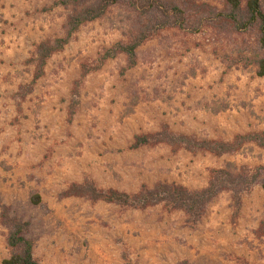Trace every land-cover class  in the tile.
Instances as JSON below:
<instances>
[{
  "label": "rangeland",
  "instance_id": "1",
  "mask_svg": "<svg viewBox=\"0 0 264 264\" xmlns=\"http://www.w3.org/2000/svg\"><path fill=\"white\" fill-rule=\"evenodd\" d=\"M0 0V213L29 223L39 264H264V56L255 31L215 20L224 0H173L189 29L147 37L131 62L124 52L146 24L128 4L86 22L36 76L37 48L64 36L71 5ZM244 3V0H241ZM264 12V0H260ZM167 131L238 145L216 155L157 142ZM258 173L233 197L224 190L194 226L180 210L143 209L70 195L72 184L135 193L157 182L190 189L212 170ZM0 221V264L10 255Z\"/></svg>",
  "mask_w": 264,
  "mask_h": 264
},
{
  "label": "trees",
  "instance_id": "2",
  "mask_svg": "<svg viewBox=\"0 0 264 264\" xmlns=\"http://www.w3.org/2000/svg\"><path fill=\"white\" fill-rule=\"evenodd\" d=\"M59 3L64 6L71 5L73 9L63 26L64 36L38 45L36 68L39 73L36 76L42 74L46 59L61 50L81 25L101 18L109 8L121 3L128 4L143 17L146 24L141 26L137 38L129 43H116L114 48L105 52L102 58L124 52L133 62L136 48L152 34L164 29L190 28L182 7L173 0H60ZM224 3L226 7L215 14V20L227 25L232 31H255L257 44L264 50V12L260 7V0H244L243 4L241 0H224ZM256 74L264 76V56L256 59ZM163 141L182 145L188 150L208 151L216 155L233 151L238 146L217 140L190 139L167 131L138 135L134 146ZM240 141H253L264 147V137L259 133L240 136L237 144ZM256 172L248 175L244 171L233 174L223 169L212 170L207 185L196 189L176 183L157 182L150 187L142 186L138 192L126 193L114 189L101 191L92 184H72L68 194L86 195L93 200L137 209L161 204L168 211H182L185 215V223L192 227L201 220L207 206L220 192L229 190L233 197H236L248 186L258 182ZM261 187L264 188V181L261 182ZM0 221L7 229L5 242L10 249V255L3 260V264H39L33 255L34 242L28 235V221L10 216L6 210L1 211Z\"/></svg>",
  "mask_w": 264,
  "mask_h": 264
}]
</instances>
